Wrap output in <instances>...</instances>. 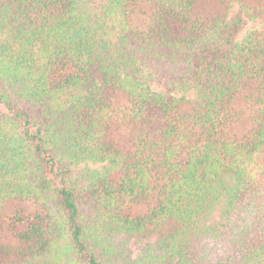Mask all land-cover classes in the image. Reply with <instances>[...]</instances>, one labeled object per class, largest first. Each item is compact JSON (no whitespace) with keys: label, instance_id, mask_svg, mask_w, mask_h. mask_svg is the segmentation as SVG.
<instances>
[{"label":"trees","instance_id":"16d2710c","mask_svg":"<svg viewBox=\"0 0 264 264\" xmlns=\"http://www.w3.org/2000/svg\"><path fill=\"white\" fill-rule=\"evenodd\" d=\"M0 264H264V0H0Z\"/></svg>","mask_w":264,"mask_h":264},{"label":"rangeland","instance_id":"374dc122","mask_svg":"<svg viewBox=\"0 0 264 264\" xmlns=\"http://www.w3.org/2000/svg\"><path fill=\"white\" fill-rule=\"evenodd\" d=\"M232 12L233 11H237V6L236 5H233L232 6ZM262 19L259 17L257 18L256 20L254 21H250L248 18H245V26H244V29L242 30V32L240 33L239 37H238V40H241L243 37H244V34L250 30V29H253V28H261L262 26ZM159 91V90H158ZM161 92V91H160ZM114 136V134H113ZM115 137V136H114ZM91 167V166H90ZM93 167V166H92ZM149 244H151V240H146L144 242V245L145 246H148Z\"/></svg>","mask_w":264,"mask_h":264}]
</instances>
